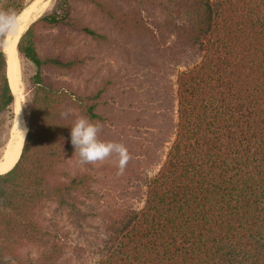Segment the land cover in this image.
<instances>
[{
	"label": "trees",
	"instance_id": "trees-1",
	"mask_svg": "<svg viewBox=\"0 0 264 264\" xmlns=\"http://www.w3.org/2000/svg\"><path fill=\"white\" fill-rule=\"evenodd\" d=\"M137 2L155 10L151 27L140 8L121 11L108 0H55V8L21 35L18 54L34 67L32 98L21 154L0 174V264L24 244L46 247L54 238L39 219L46 205L68 210L79 227L97 209L86 202L99 199L93 186L101 178L92 174L93 164L80 163L70 133L79 116L105 122V94L113 83L107 80L91 92L50 76L82 73L89 57L78 39L108 46L116 41L74 15V5L90 8L119 35L150 36L160 60L175 63L184 52L201 58L176 77L174 142L146 183L143 208L121 205L105 218L99 264H264V0ZM25 6L26 0H0V14L14 20ZM53 29L55 49L42 56L38 35ZM6 32H0V135L9 134L14 119ZM69 109L75 115L63 118ZM127 115L123 118L130 120ZM127 148L132 159L124 173L118 174V165L110 167L126 189L135 182L138 154L134 144ZM110 159L118 164L115 156ZM69 161L83 170L70 173ZM53 260L45 255L37 264Z\"/></svg>",
	"mask_w": 264,
	"mask_h": 264
},
{
	"label": "rangeland",
	"instance_id": "rangeland-1",
	"mask_svg": "<svg viewBox=\"0 0 264 264\" xmlns=\"http://www.w3.org/2000/svg\"><path fill=\"white\" fill-rule=\"evenodd\" d=\"M32 1L26 0V5ZM108 1L121 11L128 8L142 9L143 14L148 16L146 18L149 26L153 25L151 16L155 15V10L148 5L139 4L137 0ZM50 2V8L43 14L55 8V0ZM73 13L83 18L84 22H88L97 31L109 35L116 44L101 45L80 38L78 48L89 57L82 73L71 79L61 75L50 77L69 79L74 85L91 92L96 91L107 80L113 83L105 94L106 106L102 109L105 122L100 123L102 131L99 138L114 142L126 139L124 142L126 147H132L134 144L138 154L139 150H142L140 156L138 154L134 156L137 157L132 168L135 182L128 189L119 185L113 178L116 173L114 168L110 170V167L118 164L110 158L103 163L93 164L95 170L92 174L101 178V181L93 186L99 194V199L86 203L95 205L97 209L92 210L94 214H89L86 221L79 227L69 215L68 210L52 203L46 205L40 212L39 219L50 229L54 238L46 247L24 244L14 257L7 258L6 264L28 262L37 264L45 255L53 256L55 264H99L100 245L107 237L105 218L108 214L114 215L113 211L121 205L125 208L131 206L135 210L143 208L146 199V183L158 174L174 142L175 130L170 128V125L176 124L178 119V106L175 100L176 77L201 61L200 57L194 59L193 55L187 52L179 55V60L175 63L160 60L156 57L158 46L150 36L119 35L111 25L92 15L88 7L74 5ZM57 35L58 32L54 29L44 30L38 35L37 49L40 55L52 54L55 49L52 43ZM19 59L22 98L18 97L16 103L25 121L31 108L30 78L34 74V67L20 55ZM170 85L172 91L168 88ZM71 115L75 113L71 111ZM124 115L131 119L123 118ZM9 135L10 133L6 132L0 135V158ZM68 170L74 173L82 171L83 167L75 161H69Z\"/></svg>",
	"mask_w": 264,
	"mask_h": 264
},
{
	"label": "bare ground",
	"instance_id": "bare-ground-1",
	"mask_svg": "<svg viewBox=\"0 0 264 264\" xmlns=\"http://www.w3.org/2000/svg\"><path fill=\"white\" fill-rule=\"evenodd\" d=\"M51 6L50 0H33L25 6L21 14L16 18L14 26L6 35L4 51L7 52L9 45L12 44V50L7 54V78L10 89L13 93L14 103V119L10 129L9 139L0 158V174L8 172L17 162L21 153V147L24 141V136L20 130L26 129L23 118L21 117L18 106V97L22 98L21 82L19 78V54L15 46L19 35L27 28V26L37 17L47 11Z\"/></svg>",
	"mask_w": 264,
	"mask_h": 264
},
{
	"label": "clouds",
	"instance_id": "clouds-1",
	"mask_svg": "<svg viewBox=\"0 0 264 264\" xmlns=\"http://www.w3.org/2000/svg\"><path fill=\"white\" fill-rule=\"evenodd\" d=\"M14 26L11 17L0 14V32ZM71 110L62 113L63 118L70 115ZM25 137L27 129L20 130ZM102 127L99 122L91 121L85 116L77 117L71 126V143L78 154L81 164L103 163L105 160L115 156L118 159V174H123L128 162L132 159L125 144L104 141L99 138Z\"/></svg>",
	"mask_w": 264,
	"mask_h": 264
},
{
	"label": "water",
	"instance_id": "water-1",
	"mask_svg": "<svg viewBox=\"0 0 264 264\" xmlns=\"http://www.w3.org/2000/svg\"><path fill=\"white\" fill-rule=\"evenodd\" d=\"M24 10V9H23ZM21 14V13H20ZM19 14V15H20ZM18 15V16H19ZM17 16V17H18ZM16 17V18H17ZM16 18L13 20L14 21V23H15V20H16ZM29 26V25H28ZM28 26H27V28H28ZM12 27H9L8 29H7V33H8V31L11 29ZM27 28L19 35V37H18V39H17V42H16V46H15V49H16V51H17V44H18V42H19V39H20V37H21V35L27 30ZM7 33H6V35H7ZM5 42H6V36H5V39H4V41H3V51H4V45H5ZM12 50V44L11 45H9V47H8V50H7V52H5L4 51V53H5V55H6V59H7V54H9V51H11ZM17 53H18V51H17ZM6 64H7V61H6ZM6 70H7V65H6ZM22 113V112H21ZM23 123H24V125H25V127H26V129H27V126H26V124H25V121H24V119H23ZM26 136V135H25ZM24 139H25V137H24ZM22 150V149H21ZM21 154V153H20ZM20 156V155H19Z\"/></svg>",
	"mask_w": 264,
	"mask_h": 264
}]
</instances>
